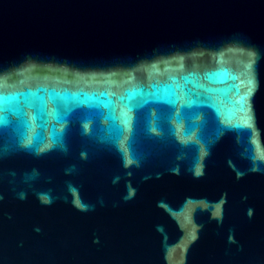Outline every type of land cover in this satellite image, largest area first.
<instances>
[{
	"label": "water",
	"instance_id": "water-1",
	"mask_svg": "<svg viewBox=\"0 0 264 264\" xmlns=\"http://www.w3.org/2000/svg\"><path fill=\"white\" fill-rule=\"evenodd\" d=\"M0 264H264V0H0Z\"/></svg>",
	"mask_w": 264,
	"mask_h": 264
}]
</instances>
